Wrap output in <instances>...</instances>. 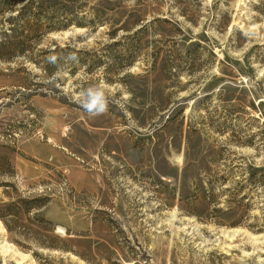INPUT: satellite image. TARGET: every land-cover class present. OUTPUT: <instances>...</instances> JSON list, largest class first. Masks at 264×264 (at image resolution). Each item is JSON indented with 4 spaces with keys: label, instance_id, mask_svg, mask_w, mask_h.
Here are the masks:
<instances>
[{
    "label": "rangeland",
    "instance_id": "obj_1",
    "mask_svg": "<svg viewBox=\"0 0 264 264\" xmlns=\"http://www.w3.org/2000/svg\"><path fill=\"white\" fill-rule=\"evenodd\" d=\"M48 17L0 59V204L36 200L24 223L65 251L0 221V264H264V0H59Z\"/></svg>",
    "mask_w": 264,
    "mask_h": 264
},
{
    "label": "trees",
    "instance_id": "obj_2",
    "mask_svg": "<svg viewBox=\"0 0 264 264\" xmlns=\"http://www.w3.org/2000/svg\"><path fill=\"white\" fill-rule=\"evenodd\" d=\"M39 1L40 3H35V0H0V15L6 16L5 22L9 28L6 31L7 33L3 34V40L0 43V49L5 50L6 55L0 56V59L6 60L5 56L14 54L23 56L28 51L24 42L18 38L23 33H18L17 25L19 23L24 24L25 22L28 24L27 26L23 25V31H27L28 35L32 38L47 34L53 30L50 27L53 21L51 17H48V13L49 11H53V3L59 0ZM36 202V200H10L0 204V221L4 228L8 234H14V236H18L19 238L30 240L41 249L47 251H65L64 248L56 245L55 241H58L57 237L48 236L51 234V230H48L43 224L37 223L35 229H31L24 223L27 221V218L28 220L30 219L29 221L41 218V214L39 213L32 215L31 218L29 217L36 208L33 207V204ZM39 222H41V219Z\"/></svg>",
    "mask_w": 264,
    "mask_h": 264
},
{
    "label": "clouds",
    "instance_id": "obj_3",
    "mask_svg": "<svg viewBox=\"0 0 264 264\" xmlns=\"http://www.w3.org/2000/svg\"><path fill=\"white\" fill-rule=\"evenodd\" d=\"M50 59L55 60V57L53 56ZM82 95H86V99L80 104L90 115L98 116L107 111L108 101L102 87L88 88L86 94L82 93Z\"/></svg>",
    "mask_w": 264,
    "mask_h": 264
}]
</instances>
